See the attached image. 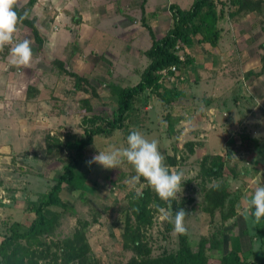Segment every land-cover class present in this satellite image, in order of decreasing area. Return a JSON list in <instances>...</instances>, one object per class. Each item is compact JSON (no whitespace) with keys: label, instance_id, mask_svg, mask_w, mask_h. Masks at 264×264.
<instances>
[{"label":"rangeland","instance_id":"rangeland-1","mask_svg":"<svg viewBox=\"0 0 264 264\" xmlns=\"http://www.w3.org/2000/svg\"><path fill=\"white\" fill-rule=\"evenodd\" d=\"M106 1L99 27L82 23L80 12L66 14L71 9L66 0H38L34 9L23 4L18 13L37 29L29 23L35 28L30 33L17 23L12 43L0 47V71L14 79L1 83L0 107L8 118L15 116L10 122L18 135L14 139L11 129L3 128L0 136V244L27 231L32 210L64 173L71 159L67 138L84 136V119L103 120L96 123L103 133L83 150L75 171L77 189L63 184L60 204L44 211L47 233L14 239L7 249L15 252L11 264H128L178 249L179 234L160 219L156 205L164 204L156 194L139 183L144 199L133 198L125 183L135 174L129 164L103 169L86 163L97 150L123 145L132 128L156 138L164 162L183 173L172 211L185 210L189 246L217 242L207 255L234 250L251 251L250 260L264 257V218L249 215L245 203L252 189L264 184V0H239V6L212 0L219 16L216 44L195 38L192 46L176 48L187 62L181 72L160 73L179 99L167 105L146 91L134 99L125 127L113 131L105 123L117 122L116 88L139 81L153 39L173 26L171 7L186 10L193 0ZM125 25L131 29L123 32ZM92 28L101 29L100 43L97 33L83 31ZM23 39L30 41L31 61L12 65L8 50ZM75 77L81 78L78 88ZM17 80L25 84L12 95ZM214 182L218 188L211 187ZM221 186L229 193L214 208L209 198ZM140 213L149 224L140 223ZM137 240L142 254L133 247Z\"/></svg>","mask_w":264,"mask_h":264},{"label":"trees","instance_id":"trees-1","mask_svg":"<svg viewBox=\"0 0 264 264\" xmlns=\"http://www.w3.org/2000/svg\"><path fill=\"white\" fill-rule=\"evenodd\" d=\"M231 2L237 6L240 3L239 0H231ZM13 7L17 13L18 21L28 25L30 23L29 20L20 16L15 5ZM171 10L173 12V26L163 37L153 39L151 47L145 52V57L149 62L143 70L139 81L128 88H116L117 122L105 123L109 130H122L125 127L124 122L130 116L134 99L146 91L152 92L167 105H173L179 99V94L176 91L168 89L163 84V78L160 74L165 70H168L171 75L173 71L181 72L187 63L181 60L176 48L182 50L184 47L192 46L195 38H197V43L211 46L216 44L219 37L217 29L219 16L212 0H193L189 9L181 10L171 7ZM29 25H32V23ZM171 67L174 70H171ZM80 80L81 78L75 77V87H79ZM98 121L103 122L99 117L94 116L84 119L83 124L86 125L84 136L80 139L67 138L65 145L70 150L71 159L63 167L64 173L56 179V183L43 195L38 206L32 210L35 217L27 231L24 233L14 232L1 242L0 264H11L10 259H12L13 255L15 256V252H10L9 254L7 249L14 242V239L31 240L48 232L49 219L44 215V211L48 207L60 204L59 193L63 184L77 189L75 171L83 159V150L92 143L94 137L103 133V128L96 124ZM219 189L220 191L218 189H216L217 192L213 191V195L209 198V202L213 204L214 208L221 206L228 195L227 193H229L222 186ZM140 198L144 199L143 196ZM139 215V220L142 221L140 223H150L149 219L142 218L141 213ZM133 243L134 249L142 254V247L138 240ZM215 246L219 247V243L215 242L208 246L205 241H199L195 247H191L187 243L186 234H183L179 235V247L176 251L155 258L148 257L131 261L128 264H264V257L258 260H250L251 251L239 254L231 250L219 257L207 255L206 252L213 250Z\"/></svg>","mask_w":264,"mask_h":264},{"label":"clouds","instance_id":"clouds-1","mask_svg":"<svg viewBox=\"0 0 264 264\" xmlns=\"http://www.w3.org/2000/svg\"><path fill=\"white\" fill-rule=\"evenodd\" d=\"M15 0H0V47L13 41L18 21L14 9ZM32 49L28 39L20 40L8 50L9 63L15 66H27L32 58ZM165 157L159 150V142L156 138H149L145 133L135 128L129 130L123 145L112 146L106 150L98 151L92 156L88 165L93 163L103 169L118 168L121 163L129 164L134 173L125 183L134 191V199L142 197L137 185L145 184L164 206L156 205L160 219L167 221L172 226L175 234L183 235L185 227V210L177 207L172 211L174 201L178 202V193L181 192L183 173L171 169L165 162ZM213 188H218L219 183H213ZM248 213L256 220L264 218V184L256 185L250 196L245 198ZM174 213V214H173Z\"/></svg>","mask_w":264,"mask_h":264},{"label":"crops","instance_id":"crops-1","mask_svg":"<svg viewBox=\"0 0 264 264\" xmlns=\"http://www.w3.org/2000/svg\"><path fill=\"white\" fill-rule=\"evenodd\" d=\"M35 1H38V0H32V4H28V1L25 2V0H15V3L14 5L17 7V9L19 10L21 8V6H23V4H26V6H30L31 5V9H34L35 8ZM70 5H71V9L69 8V10H66V14H70L69 11H72V12H80L81 13V18H82V23H86L87 25L91 26L92 25H95V26H103V22L104 20L106 19V10H107V4H108V1L104 0L102 2H98V0H66ZM25 2V3H23ZM104 2V3H103ZM44 8V7H43ZM52 8V7H51ZM106 8V10H105ZM35 15V14H34ZM67 15V16H68ZM85 16V18H84ZM35 17V16H33ZM31 21V20H29ZM33 21L35 22V19H33ZM18 25L21 26L22 28H26V27H29L28 25L26 24H23L19 21H17ZM127 24V23H126ZM32 25H35L34 27L36 28V24L32 23ZM124 27H126L123 32H126L125 30L129 27L131 29V25H125ZM30 28V27H29ZM27 28V29H29ZM35 28H30V33H32V31L35 29ZM17 29V27H16ZM37 29V28H36ZM85 33H97V40L101 41V39L103 40V35H102V31L101 29H97V30H94L92 28V30H83ZM89 38H92L93 42L96 40V37L95 36H92V37H89ZM101 38V39H100ZM86 39V42H88V39ZM132 39V38H131ZM99 45V44H98ZM97 45V46H98ZM7 61L9 60L8 59V55L6 57ZM5 72L3 71H0V85L1 83L2 84H6L7 85H11L9 84L10 80H14V79H9V73L7 74V77L5 76ZM19 83L15 84V83H12V88L11 90H13V94L12 95H16V92L20 89H22V87L24 86L25 84V81L22 80V81H19L17 80ZM2 85V86H4ZM6 91H8V89H6ZM7 113H8V110L3 108V107H0V136L2 137L4 131H3V128H8L9 130L11 129L12 131V134L14 135V139H18V135L15 134V129H16V125L10 121H12L11 119H15V116L13 118H8L7 117ZM9 125V126H7ZM5 134V133H4Z\"/></svg>","mask_w":264,"mask_h":264},{"label":"built area","instance_id":"built-area-1","mask_svg":"<svg viewBox=\"0 0 264 264\" xmlns=\"http://www.w3.org/2000/svg\"><path fill=\"white\" fill-rule=\"evenodd\" d=\"M170 69H171V70H174V68H173V67H171Z\"/></svg>","mask_w":264,"mask_h":264}]
</instances>
